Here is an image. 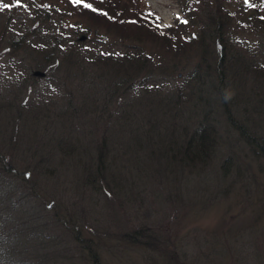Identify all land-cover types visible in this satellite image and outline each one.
Here are the masks:
<instances>
[{
  "label": "rangeland",
  "instance_id": "1",
  "mask_svg": "<svg viewBox=\"0 0 264 264\" xmlns=\"http://www.w3.org/2000/svg\"><path fill=\"white\" fill-rule=\"evenodd\" d=\"M15 1L22 0H0V6L7 2L10 11L17 9L8 23L10 11L0 21V155L15 171L13 177L0 175V186L12 180L19 193L7 200L20 203L13 222L0 233L9 237L23 230L27 245L21 249L43 264H94L91 253L97 264H264V157L239 135L246 137L249 129L264 134V87L259 85L264 79L258 72L264 28L259 31L252 19L247 26L242 21L257 9L258 18L264 17V0L260 6V0H220L231 18L228 38L234 49L226 70L230 78L219 88L226 101L221 107L220 98L209 106L204 102L210 95L216 98L211 85L200 94L194 86L190 73L201 57L197 48L159 59L156 52L164 53L163 42L148 41L152 36L144 28L128 29L122 20L121 27L87 31V47L73 58L65 55L63 39L56 53L44 50V56L36 50L43 45L30 41L68 25L54 16L57 25L42 23ZM200 2L191 5L200 7ZM141 5L160 19L161 31L186 17L178 0H141ZM18 31L29 39L12 46ZM184 32L193 33V27ZM100 35L107 36L102 41L110 51L137 47L154 52L151 66L127 83L112 77L96 52L90 53ZM33 73L39 78L30 77ZM116 84L126 85L118 90ZM176 107L178 113L165 117ZM201 121L216 127L218 158L204 171L188 170L179 163L177 147L182 134H190ZM103 139L109 151L102 172H96L90 161ZM226 159L230 170L224 177L219 169ZM84 164H91L89 180L82 173ZM1 205L4 196L0 210ZM56 211L62 221L78 227L80 242L66 240L71 233L49 225ZM39 227L50 240L37 252L38 243L29 235Z\"/></svg>",
  "mask_w": 264,
  "mask_h": 264
},
{
  "label": "trees",
  "instance_id": "2",
  "mask_svg": "<svg viewBox=\"0 0 264 264\" xmlns=\"http://www.w3.org/2000/svg\"><path fill=\"white\" fill-rule=\"evenodd\" d=\"M58 1L61 2L62 6L54 2V0L15 1V5L17 6H20L22 8L28 7L30 10V16L34 19L40 17L42 23L48 22L57 25L55 21L56 19L51 20L52 16H54L60 17V22L68 25V28L66 29L57 26L51 28L47 33L40 32L35 36V38H33L32 41L29 40L30 44L33 42H37V44L43 45V47L36 48V50H40L41 53L43 52V55L50 49L51 52L56 53L58 50H56L55 48H60V46H58V43H60V40L63 39L66 47H64L66 50L65 55L70 56L69 58H73V55H76V53H82L81 47H83L87 42L84 41L86 38L84 36H87L88 33L87 31H91L92 28H95V31H97L99 29L98 27H105L104 25L107 26L106 28L108 30H110L111 26L121 27V24H123L122 20H124L125 23H127L125 26L128 29H131L133 27L144 28V31L149 33V36H152L154 38L153 39L152 37H150L151 39H148V41L160 40L156 42H163V44L160 45H162L164 53L156 52L159 59L162 57L164 58L166 55H171L173 57L180 56L194 48H197L196 52H201V57L197 63V66L190 73L191 78L194 79V86L197 85V93H204L203 87L211 85L212 89H214V92L216 93V98L212 97L211 99L210 95L209 98L207 97L204 100V102H207V105L209 106L213 103L216 104V102H218V99L220 98L219 100H221V102H219L221 104L219 103V106L221 107V105L226 104V101H224L225 98L219 93V88L222 83L226 82L230 78V76L227 75L226 70L228 67L229 57L234 58V49L231 47V43L228 38V34L229 32H231L229 30L231 18H229L230 16L225 7L222 6L220 0H199V2L201 1L200 7L192 6V0H178L184 7V14L186 15V17L178 18L175 22V27L169 29L168 31L160 30V19H158L154 13L145 11L144 7L141 5V0H81L80 4H75L72 2V0ZM193 1L196 2L197 0ZM261 3V0L256 2V4L259 6L261 5ZM84 4H88L89 7H85ZM3 5L4 6H0V21L4 17L5 13H8L10 11L8 9L9 5L7 2H5ZM259 10L260 9H257V15V12L250 11L247 16H244L242 20L244 25L247 26L249 20L252 19L253 22L251 23H254L253 25H255L257 29H259V31L264 28V17L258 18V16H261L259 14ZM16 11L17 9H14V11H10V14L8 15V19L6 21L7 23L10 21V19L13 18L14 15H16ZM64 19L67 20L64 22ZM84 22H89L90 24H92V27L87 26L85 28L83 24ZM188 25L193 27V33L186 34V31L183 33L185 27ZM84 28L86 30H84ZM194 28H197V31H194ZM14 34L15 36H17V39L11 41L12 46H16L18 43L24 44L25 40L29 39L26 32L18 31ZM115 36L120 38L123 37L117 33ZM106 37L107 36H101V38L93 42V47H91L90 45L89 47H91L90 53L94 51L96 52L95 54L97 55V61L102 65H105L107 68L111 69V71L113 72L112 77H117L118 80L123 79L119 81L127 83L140 73H143V71L149 68V66H151V62L149 60L155 54L154 52H152L153 54L146 53V50H140L137 47H131L130 50L121 53L119 51H110L111 46L107 45L104 48L105 45L103 44L102 40H106ZM231 39L235 42L234 37ZM243 41L244 40L241 39L239 42ZM150 43L153 44V42ZM100 44L102 47L100 46ZM261 59L262 62L260 64L258 72H260L261 74L260 78L264 79V54L261 56ZM39 76V73L30 74V77H32L33 79L39 78ZM119 85L124 86L126 84H116L118 90L121 88V86ZM259 85H262L264 87V80H262ZM152 86L157 91H161L160 89H162V86L156 84H153ZM120 95L117 97L118 99H121L123 97V94ZM153 95L155 97L158 94ZM140 100H137V102H140ZM157 101H159V99H155V102ZM157 105H160V103H157ZM158 109L160 112V108ZM174 109H168V111L165 112V117H167L168 114H174L175 111L176 113H178V108L176 107ZM160 113H162V111ZM204 118L206 120V117ZM246 121L249 120L247 119ZM120 126L122 125L119 123V127ZM249 126L254 128L252 122H249ZM124 128L131 127L127 126L123 127L122 129ZM135 128L138 129L137 127ZM160 131H163L161 127L159 128V131H157V133ZM257 132L258 131L256 130L251 131L249 129L248 133L250 134H248L246 137H243L244 134L241 132H239V135L242 136V138L245 140L244 141L242 139L245 146L246 143L249 144V148L254 154L261 153V155L264 157V134L260 133L259 135V132ZM173 135L174 134H170V136ZM180 135L181 134H179L178 136ZM179 141L180 143L176 151L180 155L179 163L188 168V170H190V168H193V170L198 169L200 171H204L207 166L211 165L213 160L215 161L218 158L217 148L219 147V139L216 127L211 123L202 124L201 121L200 123L194 124L192 132L188 135L182 134V137ZM107 143L108 142L103 139L102 143L99 144V146L94 150L96 155H92L90 163L92 165L93 162L94 164H96V172H102L100 171V165L104 163L103 155L107 154L109 151V149L107 148ZM2 156L3 155H0V175L13 177L15 171L13 170L9 162L3 160ZM227 162L228 160L226 159V161L223 162L221 169H219V173H222L224 177H226L228 171L230 170L228 166L225 168V164ZM91 164L83 165L82 173H85L86 180H89V178L92 176L90 172ZM102 177L104 178V176ZM8 179L10 178L8 177ZM11 182L12 180H8L4 184L3 189L0 186V196H4L5 199V205H1L3 206V209L0 210V232L5 228V226L9 224L10 221L11 223L13 222L14 214H18L17 207L20 201H15L13 204H9V200H7L10 194L16 195L17 193H19L17 192L18 187H16L15 184H12ZM21 203L26 205L25 202ZM1 211H5V214L3 215V212ZM53 219L54 220L52 221V224L49 225H53L57 228V230L61 229L62 231L65 230V232L71 233V238L68 237V239L66 240L80 242V240L83 239L81 231L79 232L78 227L76 229L73 227L74 224H68L67 221H62L60 219L59 212H54ZM48 223L49 221L47 222V224ZM43 224L41 225L42 227L44 226ZM41 230V227H39L36 235L33 232L29 235L30 238L33 239V241L38 243L37 248L34 249L37 252L40 249V244L47 242V239L48 241L50 240V235L43 237L40 235ZM21 232L22 233H20L19 231L15 232L14 236L11 235L9 237L5 236L4 231L2 233L3 235L0 233V264H43L42 261L38 259V257L32 259L30 258L28 251H24L21 249L23 245H27V241L23 240L22 238L24 231L22 230ZM135 237L136 234L134 233L130 235L129 239L134 241ZM86 240L88 241V243L85 244V248L88 251V249H90V242L92 241V239L89 238ZM91 255H93L94 257V264H97L96 255L94 253H91Z\"/></svg>",
  "mask_w": 264,
  "mask_h": 264
},
{
  "label": "snow or ice",
  "instance_id": "3",
  "mask_svg": "<svg viewBox=\"0 0 264 264\" xmlns=\"http://www.w3.org/2000/svg\"><path fill=\"white\" fill-rule=\"evenodd\" d=\"M72 2L75 3V4H80L81 3V0H72ZM246 2H247V0H246ZM84 6L85 7H89L88 4H84Z\"/></svg>",
  "mask_w": 264,
  "mask_h": 264
}]
</instances>
